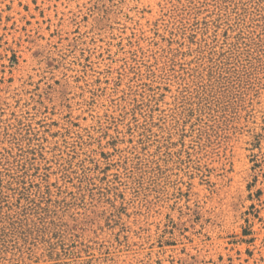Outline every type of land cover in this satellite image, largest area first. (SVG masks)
I'll return each instance as SVG.
<instances>
[{
    "label": "rangeland",
    "instance_id": "rangeland-1",
    "mask_svg": "<svg viewBox=\"0 0 264 264\" xmlns=\"http://www.w3.org/2000/svg\"><path fill=\"white\" fill-rule=\"evenodd\" d=\"M0 264H264V0H0Z\"/></svg>",
    "mask_w": 264,
    "mask_h": 264
}]
</instances>
